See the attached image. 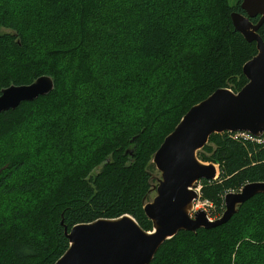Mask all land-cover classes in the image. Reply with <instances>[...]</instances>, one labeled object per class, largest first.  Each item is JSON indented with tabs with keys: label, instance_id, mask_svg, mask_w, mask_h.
Returning <instances> with one entry per match:
<instances>
[{
	"label": "trees",
	"instance_id": "trees-1",
	"mask_svg": "<svg viewBox=\"0 0 264 264\" xmlns=\"http://www.w3.org/2000/svg\"><path fill=\"white\" fill-rule=\"evenodd\" d=\"M241 3L0 0V95L54 82L0 113V264H55L70 247L65 229L99 219L127 215L153 231L155 153L193 107L248 83L258 50L232 24ZM198 158L219 168L198 182L212 219L226 195L264 183L263 135L213 134ZM151 264H264V194L225 225L180 231Z\"/></svg>",
	"mask_w": 264,
	"mask_h": 264
},
{
	"label": "water",
	"instance_id": "water-1",
	"mask_svg": "<svg viewBox=\"0 0 264 264\" xmlns=\"http://www.w3.org/2000/svg\"><path fill=\"white\" fill-rule=\"evenodd\" d=\"M245 15L233 13L232 24L248 43H256L258 55L245 64L247 85L238 93L217 90L193 107L155 153L153 164L161 173L157 196L144 207L153 231H144L130 216L99 219L73 227L65 235L70 247L55 264H151L159 248L180 231L196 232L218 227L237 213L238 207L259 194L264 183L244 186L239 193L225 196V212L214 222L203 211L191 218L186 212L198 194L195 185L214 181L218 170L200 162L197 154L213 134L264 133V41L258 31L264 25V0H242ZM259 18L254 24L253 19ZM54 89L50 77L38 78L31 85L11 86L0 95V113L32 102Z\"/></svg>",
	"mask_w": 264,
	"mask_h": 264
},
{
	"label": "rangeland",
	"instance_id": "rangeland-1",
	"mask_svg": "<svg viewBox=\"0 0 264 264\" xmlns=\"http://www.w3.org/2000/svg\"><path fill=\"white\" fill-rule=\"evenodd\" d=\"M237 2V0H230V3L232 4V5H234L235 3ZM264 26V25H263ZM259 34V33H258ZM263 135H264V133H263ZM201 151V150H200ZM199 151V152H200ZM197 158H198V154H197ZM198 160L200 161V159L198 158ZM200 162H202V161H200ZM202 163H204V164H208V165H210L211 163H205V162H202ZM211 165H214V164H211ZM215 167H216V169L218 170V177H219V168L216 166V165H214ZM153 177H154V179L156 180V183L154 184V186H153V189H152V191H151V193H150V195H149V198L147 199V201H146V204H149V203H152L153 202V200H154V198L157 196V192H156V187L158 186V182H159V180L161 179V173L157 170V168L155 167V172H154V174H153ZM196 187H195V189H196V191L198 190V193H199V190H200V186H199V184L197 183L196 185H195ZM201 206H203V205H201ZM192 207H193V204H192ZM193 209V208H192ZM213 208H203V207H201V208H198V212L199 211H203V212H205L206 213V215H207V217H208V219H209V221H211V222H214L215 221V219H212L211 218V213H212V210ZM192 211V210H191ZM197 213V212H196ZM196 213H192V212H190V217L191 218H194V216H195V214ZM230 221V220H229ZM228 221V222H229ZM227 223V222H226ZM226 223H224V224H222V225H225ZM222 225H220V226H222ZM220 226H218V227H220ZM215 228H217V227H215Z\"/></svg>",
	"mask_w": 264,
	"mask_h": 264
},
{
	"label": "built area",
	"instance_id": "built-area-1",
	"mask_svg": "<svg viewBox=\"0 0 264 264\" xmlns=\"http://www.w3.org/2000/svg\"><path fill=\"white\" fill-rule=\"evenodd\" d=\"M195 191H196V189H195ZM196 192L198 194V198L192 203L193 204V207H192L193 209L191 211L192 213L198 212V208H201V207H203V208H213L212 204L209 201L201 200V198H200V190H199V193H198V190ZM201 205H203V206H201Z\"/></svg>",
	"mask_w": 264,
	"mask_h": 264
},
{
	"label": "bare ground",
	"instance_id": "bare-ground-1",
	"mask_svg": "<svg viewBox=\"0 0 264 264\" xmlns=\"http://www.w3.org/2000/svg\"><path fill=\"white\" fill-rule=\"evenodd\" d=\"M192 210V204H190L187 209H186V212L190 215V212Z\"/></svg>",
	"mask_w": 264,
	"mask_h": 264
}]
</instances>
